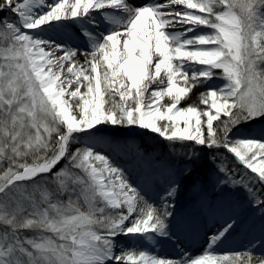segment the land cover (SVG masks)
Masks as SVG:
<instances>
[{"label":"snow or ice","instance_id":"obj_1","mask_svg":"<svg viewBox=\"0 0 264 264\" xmlns=\"http://www.w3.org/2000/svg\"><path fill=\"white\" fill-rule=\"evenodd\" d=\"M103 126L184 148L186 177L215 150L217 183L264 221V0H0V264H264V224L217 252L232 215L200 254L160 256L187 226L179 183L153 201Z\"/></svg>","mask_w":264,"mask_h":264},{"label":"rangeland","instance_id":"obj_2","mask_svg":"<svg viewBox=\"0 0 264 264\" xmlns=\"http://www.w3.org/2000/svg\"><path fill=\"white\" fill-rule=\"evenodd\" d=\"M68 31L72 32L73 30L70 28ZM81 47H83L82 44ZM80 59L83 60V57L81 56ZM196 89L197 93L204 90L199 87ZM71 103L75 105L76 101H71ZM247 131L244 127L238 130L240 135L247 134ZM101 132L109 141L101 146L103 151L125 169L132 181L140 185L153 201H159L162 188L166 186L168 180H176L179 183V189L172 201L175 204L176 214L181 217L193 216V214L200 213L202 208L208 207L212 212L208 216L215 217L217 215L220 221L227 218V215L239 219L240 226L227 236L217 252L241 251L248 246L249 241L255 242L261 236V227L264 221L260 218L259 210L248 206L243 192L222 189V186L217 183L216 166L218 161L210 160V156L213 157L215 151H213L214 153L207 152L203 148H198L200 159L196 162L195 172L191 177H186L183 175V170L189 161L183 155L184 148L174 149L169 142L157 134L137 127L103 126ZM220 151L223 153L220 160H224L228 154ZM234 162L236 163L235 160ZM226 163L229 167L241 168L228 157ZM194 180L197 181L195 188L193 187ZM207 222L208 220H204L197 226L200 228L198 236H201L198 242L200 243L199 250L187 249L186 246L179 244L175 246L178 256L174 258L181 257L185 252L193 257L201 253L206 237L210 232H215L219 226V224L216 225L217 222H213L211 226ZM119 240L122 247L128 243L124 237H120ZM262 251L264 250L260 248L254 249L256 254H261Z\"/></svg>","mask_w":264,"mask_h":264},{"label":"bare ground","instance_id":"obj_3","mask_svg":"<svg viewBox=\"0 0 264 264\" xmlns=\"http://www.w3.org/2000/svg\"><path fill=\"white\" fill-rule=\"evenodd\" d=\"M78 115V112H77ZM211 210L208 207L202 208V211L200 213H196L195 215H187L186 217H181V215L177 214L178 218H182L186 222V228L185 230L179 234V241L177 243H173L171 241H164L162 245H156V252L166 258H174L175 256H178V253L176 251L175 247L176 245L182 244L181 246H186L187 249L190 248L192 250H199V238L201 236H198V231L200 228L197 226L200 225L204 220H208L207 224L210 226L213 224V222H217L216 225L219 224L218 228L224 223L223 219L222 221L219 220L218 216L210 217L208 216L210 214ZM212 213V212H211ZM228 216V215H227ZM200 223V224H199ZM201 239V238H200ZM184 241V242H183ZM152 243V242H149ZM185 247V248H186Z\"/></svg>","mask_w":264,"mask_h":264},{"label":"trees","instance_id":"obj_4","mask_svg":"<svg viewBox=\"0 0 264 264\" xmlns=\"http://www.w3.org/2000/svg\"><path fill=\"white\" fill-rule=\"evenodd\" d=\"M196 98H197V89H195V90L192 92L190 99L184 101V104H187V103H191V102L197 101ZM203 149H204V150H207V152H208V151H209V152H213V151H215V150H209V149H206V148H203ZM222 151H223V150H222ZM213 153H214V152H213ZM225 154H227V153H225ZM214 155H215V153L213 154V157L210 156V160H213V159H214ZM227 157L230 158V160H231L233 163H235V162H234V159L232 158L231 155L228 154ZM204 160H205V159H204ZM235 165H237V164L235 163Z\"/></svg>","mask_w":264,"mask_h":264}]
</instances>
